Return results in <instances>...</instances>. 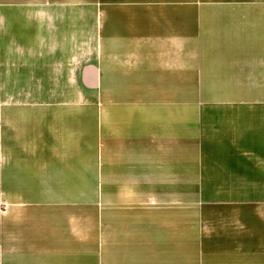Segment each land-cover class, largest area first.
I'll use <instances>...</instances> for the list:
<instances>
[{
  "label": "crops",
  "instance_id": "0c3cea01",
  "mask_svg": "<svg viewBox=\"0 0 264 264\" xmlns=\"http://www.w3.org/2000/svg\"><path fill=\"white\" fill-rule=\"evenodd\" d=\"M0 264H264V0H0Z\"/></svg>",
  "mask_w": 264,
  "mask_h": 264
}]
</instances>
